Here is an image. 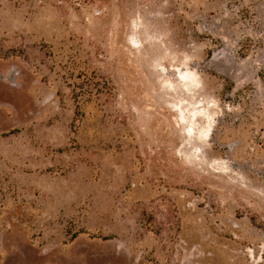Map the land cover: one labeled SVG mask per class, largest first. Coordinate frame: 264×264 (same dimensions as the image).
I'll use <instances>...</instances> for the list:
<instances>
[{
    "label": "rangeland",
    "instance_id": "374dc122",
    "mask_svg": "<svg viewBox=\"0 0 264 264\" xmlns=\"http://www.w3.org/2000/svg\"><path fill=\"white\" fill-rule=\"evenodd\" d=\"M263 70L264 0H0V264H263Z\"/></svg>",
    "mask_w": 264,
    "mask_h": 264
},
{
    "label": "trees",
    "instance_id": "16d2710c",
    "mask_svg": "<svg viewBox=\"0 0 264 264\" xmlns=\"http://www.w3.org/2000/svg\"><path fill=\"white\" fill-rule=\"evenodd\" d=\"M78 3H87V2H92L95 3L96 1H100V0H76ZM11 52H7V56H11L12 54H10ZM261 81L264 84V70L260 72L259 74ZM223 79L225 80V92L230 93L232 92V90L234 89V82L226 77H223ZM92 84V85H91ZM81 84H77V86L75 85L72 89V98H73V102L75 105V109H74V113H75V126H76V122L80 121L83 117V112H82V108H83V104L85 102L91 101L92 96L94 94V89L93 88H89L91 91H86L84 90L83 86H80ZM91 87L94 85H97V82H93L91 81L89 84ZM100 90H98L99 92ZM256 223V222H255ZM259 228H261L264 231V226H258ZM81 232H85L84 230H81ZM93 237H97V238H102V236H93ZM106 239V238H105ZM262 259L264 261V251L262 253ZM264 264V262H263Z\"/></svg>",
    "mask_w": 264,
    "mask_h": 264
}]
</instances>
